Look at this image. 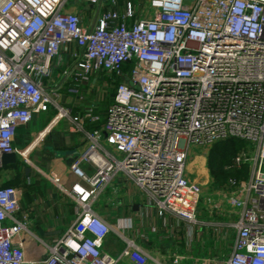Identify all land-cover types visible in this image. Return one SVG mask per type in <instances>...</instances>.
I'll return each mask as SVG.
<instances>
[{
	"label": "built area",
	"instance_id": "2783aa9c",
	"mask_svg": "<svg viewBox=\"0 0 264 264\" xmlns=\"http://www.w3.org/2000/svg\"><path fill=\"white\" fill-rule=\"evenodd\" d=\"M82 85L93 90L86 105ZM66 94L74 106L62 104ZM51 110L50 122L65 118L83 138L68 164L75 180L65 186L55 168L23 161L70 199L76 218L41 241L43 258L28 259L22 189L0 184V264H160L92 201L120 174L158 215L196 224L188 148L226 139L246 143L231 166L247 172L206 203L233 231L225 258L209 262L264 264V0H0V169L2 154L16 153L17 129ZM110 232L123 242L116 256L102 249Z\"/></svg>",
	"mask_w": 264,
	"mask_h": 264
},
{
	"label": "crops",
	"instance_id": "0c3cea01",
	"mask_svg": "<svg viewBox=\"0 0 264 264\" xmlns=\"http://www.w3.org/2000/svg\"><path fill=\"white\" fill-rule=\"evenodd\" d=\"M81 13L84 19L90 16L88 10ZM87 88L82 85V90L87 94L84 105L90 103L93 91ZM63 99V105H73L70 95L66 94ZM105 105V102L98 101L95 108L98 112H103ZM53 113L51 110L49 113L37 114L33 122L17 129L16 161L3 163L0 169V184L16 185L22 189L16 217L26 223L28 231H22L19 237L23 240L26 258L32 260L41 259L45 254L41 241L50 242L61 235L74 221L77 213L76 207L69 204L71 201L67 196L37 172L34 166L23 161V156L27 155L33 165L45 172L55 168L57 172L62 173L61 179L65 186L75 180L68 170V164L82 148L83 138L73 130L71 123L65 118L50 122ZM203 162L200 160L201 175L195 177L194 182L198 181L196 183L200 187V200L205 202L206 206L207 201L222 200L224 196L222 183L214 181L206 163ZM25 168H28L27 172ZM246 172L247 167L240 177L245 176ZM186 175L190 177L191 174ZM91 208L108 221L121 236L132 239L160 264H166L165 261L172 253L182 255L186 264H207L205 258L200 256L205 250L218 254L226 248L230 251L233 245V235L225 241L226 216L218 217L214 212L210 216L205 214L209 222L215 221L208 225H205L206 221L190 225L170 213L160 216L144 194L131 182L123 180L120 174L114 176L97 192ZM202 232L209 237L205 242L201 240ZM109 234L102 244V249L112 254L119 253L120 247L118 249ZM119 239L123 246L120 237Z\"/></svg>",
	"mask_w": 264,
	"mask_h": 264
},
{
	"label": "rangeland",
	"instance_id": "374dc122",
	"mask_svg": "<svg viewBox=\"0 0 264 264\" xmlns=\"http://www.w3.org/2000/svg\"><path fill=\"white\" fill-rule=\"evenodd\" d=\"M233 141H237L239 142V145H238V150H240L242 147H244L245 149H248L247 148V145L245 142L241 141V140H238V139H232ZM224 141H228V139L226 140H218V141H215V142H212V143H209V144H195V145H191L189 148H188V153H187V158H186V166H185V171H186V174L190 173V177H188V180L190 182H194L195 180V177L201 175L199 173V168H200V160H203L205 163H206V167L208 168V170L210 169V167L212 166L214 169H218L217 168V165L214 164V162H210L209 161V157H210V152L211 150L213 149L214 146H218V145H221ZM203 162V163H204ZM232 165V164H231ZM227 168H229V163H227L225 165ZM42 168H44L42 166ZM225 168L224 170H230V169H227ZM210 171V170H209ZM231 177V175L229 176ZM198 182V181H196ZM204 203V206H202V204ZM71 204L72 206L74 205L72 202L69 203ZM207 206H205V202H203L202 200H199V204H198V208H197V219H196V224H198V222H204L207 224L205 225H208L212 222H215L214 220L209 222L207 218H205V214H208L209 216L212 215L209 210L206 208ZM216 214V216H223L224 214L223 213H217V212H214ZM228 219V218H227ZM229 220V219H228ZM206 221V222H205ZM230 221V220H229ZM113 222V220H112ZM209 222V223H208ZM225 222V225H226V237H225V241H228L229 240V237H232L233 235V231L232 229L230 228V226L228 225V222L226 221V219L224 220ZM115 224V223H113ZM202 231V230H201ZM203 233V232H202ZM111 234V235H110ZM109 234V236L111 237V239L114 241V243L118 246V249L120 247H122V244H121V241L119 239V237L117 235H115L113 232H111ZM209 239L208 237V234H206L205 232L202 234L201 236V240L202 241H207ZM228 249L229 248H226L224 249L225 251L224 252H221V253H218V254H214L213 252L211 251H206L205 249V252L201 253L200 256L203 258H205V261L207 264H212L211 262L207 261V260H221L223 258H225L227 252H228ZM208 250V249H207ZM120 251V250H119ZM118 252L112 254L110 253L111 255L113 256H116ZM215 255V256H213ZM185 259H183L181 262H179L178 264H186V261H184ZM166 264H172L171 262V259L168 258L166 261H165Z\"/></svg>",
	"mask_w": 264,
	"mask_h": 264
},
{
	"label": "trees",
	"instance_id": "16d2710c",
	"mask_svg": "<svg viewBox=\"0 0 264 264\" xmlns=\"http://www.w3.org/2000/svg\"><path fill=\"white\" fill-rule=\"evenodd\" d=\"M239 142L228 139L224 141L221 145L214 146L210 152L209 161L214 162L217 165V170L212 166L210 167V174L215 182L223 183L229 176L240 177L246 171V165H242L240 168L231 166V161L233 156L238 151ZM229 163V168L225 165ZM225 168L230 169L229 171L224 170Z\"/></svg>",
	"mask_w": 264,
	"mask_h": 264
},
{
	"label": "water",
	"instance_id": "95a60500",
	"mask_svg": "<svg viewBox=\"0 0 264 264\" xmlns=\"http://www.w3.org/2000/svg\"><path fill=\"white\" fill-rule=\"evenodd\" d=\"M1 160L2 162L5 164V163H15L16 161V156H15V153H4L2 154L1 156ZM28 171V168H25V172Z\"/></svg>",
	"mask_w": 264,
	"mask_h": 264
}]
</instances>
